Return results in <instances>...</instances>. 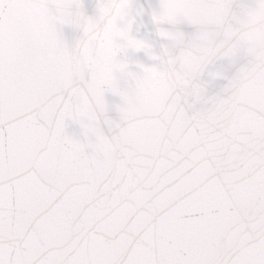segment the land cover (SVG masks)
I'll list each match as a JSON object with an SVG mask.
<instances>
[{
    "label": "snow or ice",
    "instance_id": "6c2138e0",
    "mask_svg": "<svg viewBox=\"0 0 264 264\" xmlns=\"http://www.w3.org/2000/svg\"><path fill=\"white\" fill-rule=\"evenodd\" d=\"M0 264H264V0H0Z\"/></svg>",
    "mask_w": 264,
    "mask_h": 264
},
{
    "label": "water",
    "instance_id": "95a60500",
    "mask_svg": "<svg viewBox=\"0 0 264 264\" xmlns=\"http://www.w3.org/2000/svg\"><path fill=\"white\" fill-rule=\"evenodd\" d=\"M87 4H92L93 0H85ZM133 3L138 5V6H143L146 10L149 8V6L155 5L158 3V0H133ZM150 18L146 14L143 17V23L140 25V29L143 32H146L150 29Z\"/></svg>",
    "mask_w": 264,
    "mask_h": 264
}]
</instances>
